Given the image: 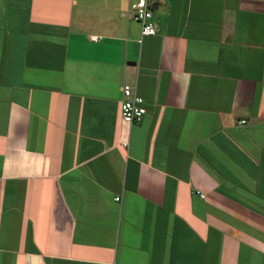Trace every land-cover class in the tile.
<instances>
[{"label":"crops","instance_id":"1","mask_svg":"<svg viewBox=\"0 0 264 264\" xmlns=\"http://www.w3.org/2000/svg\"><path fill=\"white\" fill-rule=\"evenodd\" d=\"M136 1L0 0V264H264V0Z\"/></svg>","mask_w":264,"mask_h":264},{"label":"built area","instance_id":"2","mask_svg":"<svg viewBox=\"0 0 264 264\" xmlns=\"http://www.w3.org/2000/svg\"><path fill=\"white\" fill-rule=\"evenodd\" d=\"M152 2L153 0H138L131 11L132 18L141 24V35L143 36L155 34L157 31V25L153 21ZM89 39L98 41L100 37L91 35ZM121 92L122 98L119 107L121 124L131 125L140 121L146 112L144 99L137 93L136 87L129 83H123ZM244 122L245 120L240 121V123ZM115 199L118 200V197Z\"/></svg>","mask_w":264,"mask_h":264}]
</instances>
